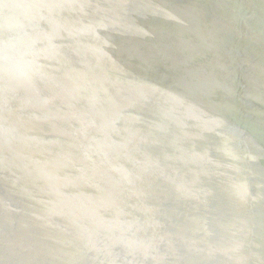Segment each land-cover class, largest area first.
Masks as SVG:
<instances>
[{"label":"bare ground","instance_id":"bare-ground-1","mask_svg":"<svg viewBox=\"0 0 264 264\" xmlns=\"http://www.w3.org/2000/svg\"><path fill=\"white\" fill-rule=\"evenodd\" d=\"M0 264H264V0H0Z\"/></svg>","mask_w":264,"mask_h":264}]
</instances>
